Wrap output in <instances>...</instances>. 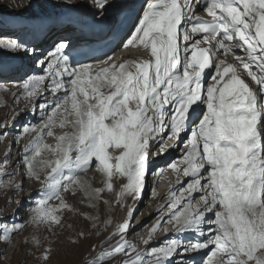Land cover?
Segmentation results:
<instances>
[{"label":"snow or ice","instance_id":"6c2138e0","mask_svg":"<svg viewBox=\"0 0 264 264\" xmlns=\"http://www.w3.org/2000/svg\"><path fill=\"white\" fill-rule=\"evenodd\" d=\"M92 3L101 17L113 10L118 23L136 11L121 0ZM69 47L62 41L37 57L42 74L27 75L20 85L29 97L40 90L54 98L39 131L35 125L22 130L35 133L23 146L25 176L42 184L31 223L49 230L61 225L63 212L74 210L65 194L79 191L96 201L105 188L114 190V177L126 179L117 203L142 196L151 158L166 153L168 140L179 146L187 134L182 155L152 173L162 176L171 169L187 183L178 179L179 198L169 191L168 204L158 209L161 219L143 243L148 245L163 223L196 239L173 238L137 251L127 240L130 210L108 239L110 247L87 264H105L116 255L127 257L119 264H172L177 254L184 264L185 254L204 249L208 255L200 264H264V0H144L122 49L143 50L148 59L108 56L96 68L73 60ZM0 50L35 54L14 38L0 40ZM54 127L62 134L56 136ZM45 137H54L55 144ZM9 155L2 175L10 179ZM92 168L105 176L104 188L93 189L82 179ZM15 190H23L22 182ZM53 200L59 203L52 205ZM85 215L96 228L98 218ZM24 227L0 223V239L8 241ZM49 251L43 253L45 262Z\"/></svg>","mask_w":264,"mask_h":264},{"label":"rangeland","instance_id":"374dc122","mask_svg":"<svg viewBox=\"0 0 264 264\" xmlns=\"http://www.w3.org/2000/svg\"><path fill=\"white\" fill-rule=\"evenodd\" d=\"M74 6L73 2L65 3V0H0V40H3L1 38L3 35H12L14 31L18 33L14 26L7 28L8 26L4 24L6 16H2L1 12H15L14 16L16 20L28 19L31 16L38 17L37 19H44L42 17L43 13H47L51 19L55 15V13L53 15V12L60 8L64 12V15L61 13L55 16H59L61 21L64 22L65 13L76 9ZM14 16L12 15V18ZM37 19L27 22L28 25L34 24ZM19 26L21 27V25ZM56 29H59V31L62 29L59 21L51 22L48 33L55 36ZM20 30L19 32H21ZM42 36L43 34L37 36L33 33L32 38L30 36L27 38L29 41H33V44L41 46L44 42ZM9 38L20 39L17 34L9 36ZM24 38H26V35L21 37L22 42ZM17 53H22V51L15 53L0 51V62L3 64L13 62L14 57L12 56ZM1 63L0 87H3V85L5 87H3L4 89H0V223L7 224L9 227L20 223L25 224V227L13 234L8 241L0 239V264H87L88 261L97 257L102 250L110 247L107 243L108 239L112 237L116 226L129 218L130 210H132V217L131 227L127 232V240L136 245L137 251L144 252L148 248L161 246L168 240L173 239L175 229L171 225L163 223L160 229L152 235L149 244L145 245L143 243L144 239H148L150 230L157 224L162 215L158 213V209L161 207L158 203L160 192H155V195L152 194L155 185L153 179L155 176L152 173L158 170L159 165L157 163H154L155 166L149 168L150 176L148 177V183H146L148 187H145L144 196H139L135 199L128 196L123 204L117 203V192L120 190V186L126 183V179L114 177V190L109 193L105 188L100 194V199L91 201V203H88L87 196L82 192L78 191L74 196L65 194V199L73 206L74 210L63 212L61 225L53 226L49 230L44 226L37 227L31 223V210L34 201L38 198L36 193L41 189L42 184L25 176L21 156L24 155L23 146L32 139L33 135L32 133L23 134L22 130L25 126L41 125L43 119L51 111L47 110L46 116L44 114L37 119L36 115L40 114V111H37L39 107H32L31 105L34 102H29V100L33 99L34 95L29 97L20 86L28 74H23V69L15 70L14 66L17 67L16 64L1 65ZM8 70L20 76L6 78L8 74H11ZM13 83L16 84V88H21L16 95H12L11 93ZM39 101L42 103L41 99ZM35 113L36 115L34 116ZM60 116V114H57L56 122L59 121ZM68 130L65 128L63 131ZM53 132L56 136L62 134V130L56 127L53 128ZM4 133H7V135L5 136ZM45 142L55 144V139L54 137H45ZM172 147L174 148L175 146H170V152ZM6 149L10 151V155L7 157L8 167L6 169L8 173L13 174L10 179L8 176L2 175L5 171L3 162L6 158ZM172 153L175 155L176 148ZM44 155L46 158L47 154ZM91 170L90 174L94 189L104 188L105 176L101 173L94 175L93 171L95 168ZM41 179H43V174ZM21 182L23 190H15L16 186ZM103 201H108L109 203L105 204ZM50 203L55 205L59 202L53 200ZM93 203L95 207L90 206ZM22 207H25L26 210L21 216ZM166 209L167 207L164 208V211ZM85 214L98 218L96 220V228H93V220L87 219ZM163 215L166 217V214ZM164 228H168L169 230L166 235L170 237L166 240L161 238V235L165 233ZM81 232L84 233L83 237L79 235ZM186 235L190 234H181L175 238L183 241L182 237ZM119 239L118 235L115 236L114 239H111V244H116ZM37 241L39 242L38 244ZM49 249V259L45 262L43 253ZM126 258L116 255L114 258L107 260L105 264H119L122 259ZM175 261L176 259L174 258L172 264H180L174 263ZM184 264H192L189 256H185Z\"/></svg>","mask_w":264,"mask_h":264},{"label":"bare ground","instance_id":"6f19581e","mask_svg":"<svg viewBox=\"0 0 264 264\" xmlns=\"http://www.w3.org/2000/svg\"><path fill=\"white\" fill-rule=\"evenodd\" d=\"M70 2H73V5H75L74 8H76V9H73V11H71V12H66L65 15L66 16L71 15L73 17H78L79 19H81V17H84V16H86L87 18H90V19L87 20V24L85 25V29H88V30H90L92 32H98L100 30V27H101L100 25L103 23V20L101 19L99 22H97L94 19L95 17L94 16H91L92 15V11L95 8V7H93L92 0H70ZM96 9H98V8H96ZM112 11L113 10L110 9L109 10V13H111ZM96 16H99V15H96ZM63 18H64V16H63ZM65 19L66 18H64L63 20H65ZM116 24H119V23L117 22ZM76 26H79V24H76ZM130 28H131V26L128 29H130ZM132 29H133V27L131 28L130 32L132 31ZM34 33L37 36H40L42 34L40 31H36ZM27 37L28 36H26V38L23 39V42L25 44L29 42V39ZM50 37H52V35H50ZM127 37L125 36L124 41L126 40ZM1 38L2 39L9 38V36L3 35V36H1ZM62 41H64V40L63 39H57V40H55L54 42H56V44L54 45L53 49L55 48V46L58 43H60ZM66 42H68V41H66ZM68 43L71 45L70 42H68ZM28 56H25V57L28 58ZM37 56H38V53H36V55H34L33 58L36 59ZM112 56L114 58L115 57H122L124 59H130V58H133V57H142L144 59H148V53L145 52V51H143V50H138V51H136V53H133L131 49H122V47L119 48L118 50H116L112 54ZM106 58L104 60H106ZM228 59L231 61V59H232L231 55L228 57ZM101 62L95 63L94 65L92 64V65L94 67L98 68V67L103 66ZM29 64H32V65H29ZM11 65H14V64H11ZM16 66L17 67L14 66V69L15 70L16 69H23V74H28V75H40V74H42V71H41L40 68H37L35 65L33 66V63L32 62L30 63V59L20 58V59H18V62H16ZM8 71H10V70H8ZM18 76H20V75L11 72V74H8V76H6V78H8V77H18ZM208 82H211V81H208ZM3 87H5V86L3 85ZM3 87H0V89H4ZM20 90H21V88H19V87L16 88V84L13 83L12 89H11L12 95L18 94V92ZM58 95H60V94H58ZM40 99H41L42 103H40V101H39ZM36 100H37V102L35 103ZM29 102H31V103L34 102L31 105L32 107L38 106L40 108L39 109L40 114L39 115H36V118L37 119H39L40 116H42L44 114L46 116L47 115L46 114L47 110H50L51 111L52 110V107L54 106V98L51 96V94H50L49 91H40V90H38L37 93L34 94L33 99L32 100H29ZM46 103H47L48 107L47 108H44L43 106ZM202 110H204L203 105H202ZM62 112H63V109L61 108L60 110H58V113H57V114H60L61 115L60 116V119H62ZM60 119H59V121H60ZM59 121L56 122L57 125L59 124ZM42 124L41 125L39 124L38 126L36 125L37 126V131H39L40 127H42ZM56 128L59 129L58 127H56ZM32 135L34 136L35 133H32ZM186 139H187V134H185L184 136L181 137L180 145H179V148L176 150L175 155L172 153L173 152V149H174L173 147L171 148L172 149L171 152L169 150L170 146H173V145L176 146L175 145V142L173 140H168L167 141V144L169 145V148L166 151V153H164L162 155L158 154L157 156L151 158L150 164L157 163L159 165L158 166V170H159V169H164L166 165H168V164L176 161L177 158L182 155V153H181V147H182V145H183V143H184V141ZM153 146L154 147H157V145H153ZM6 152H9V150L6 149L5 150V153ZM156 159H157V161H156ZM90 171H92V170H89L87 173L83 174L82 179L86 180L91 185V187L94 189ZM98 173L99 172L96 169L93 171V174L94 175H96ZM153 179L155 181V185H154L153 189L155 190V192H160L159 195L157 194L158 195V203H159L160 206L166 205L169 202L168 201V193H169L170 190H176V196H177V198L180 197V191H179V189H180L181 186L178 183V179L179 180H183V181H185V183H187V178L183 177L182 175L178 177L177 174L175 172H173L171 169H167L166 171H164V173H163L162 176H155V177H153ZM146 183H148V181ZM36 186L38 187V185H36ZM144 189H145V187H144ZM197 198H198V194H197ZM29 201H30V199H29ZM87 201H88V203H91V201L88 199V197H87ZM167 211L169 212V209L168 208L166 209V211H164L163 214H167L168 213ZM208 215L211 216V213H209ZM187 234H190V235H186V236L182 237L183 238V241L185 243H187L190 240L196 239V237H193L191 233H187ZM180 235L181 234H177L175 231L173 232V237L174 238L177 237V236H180ZM168 237H170V236L169 235H166V233H163L161 235V238L162 239H165V240ZM161 238H160V240H161ZM160 240H158V241H160ZM206 253H208V250L207 249L200 250V251H197V252H192V253L185 254L183 256V262L185 261V256H189L192 261L195 260L196 264H198V263H200L204 259L203 256ZM177 255L175 257L176 261L174 263H180L181 256L179 254H177ZM178 257H180V258H178ZM198 257L201 259V261H199Z\"/></svg>","mask_w":264,"mask_h":264}]
</instances>
